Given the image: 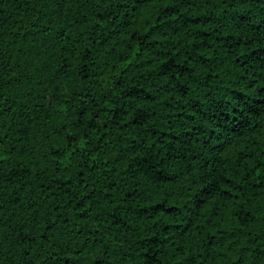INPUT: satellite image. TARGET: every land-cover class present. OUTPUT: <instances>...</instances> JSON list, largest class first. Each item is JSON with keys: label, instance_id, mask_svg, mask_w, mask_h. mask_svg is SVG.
<instances>
[{"label": "trees", "instance_id": "1", "mask_svg": "<svg viewBox=\"0 0 264 264\" xmlns=\"http://www.w3.org/2000/svg\"><path fill=\"white\" fill-rule=\"evenodd\" d=\"M0 264H264V0H0Z\"/></svg>", "mask_w": 264, "mask_h": 264}]
</instances>
